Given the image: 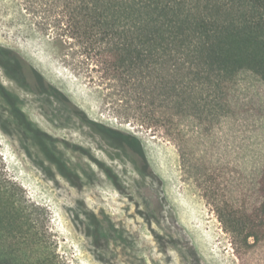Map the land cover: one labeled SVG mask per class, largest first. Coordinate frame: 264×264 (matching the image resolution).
Here are the masks:
<instances>
[{"label":"rangeland","instance_id":"rangeland-1","mask_svg":"<svg viewBox=\"0 0 264 264\" xmlns=\"http://www.w3.org/2000/svg\"><path fill=\"white\" fill-rule=\"evenodd\" d=\"M200 158L119 118L0 0V264H241Z\"/></svg>","mask_w":264,"mask_h":264},{"label":"trees","instance_id":"trees-1","mask_svg":"<svg viewBox=\"0 0 264 264\" xmlns=\"http://www.w3.org/2000/svg\"><path fill=\"white\" fill-rule=\"evenodd\" d=\"M13 2L119 118L210 158L199 188L241 264H264V0Z\"/></svg>","mask_w":264,"mask_h":264},{"label":"flooded vegetation","instance_id":"flooded-vegetation-1","mask_svg":"<svg viewBox=\"0 0 264 264\" xmlns=\"http://www.w3.org/2000/svg\"><path fill=\"white\" fill-rule=\"evenodd\" d=\"M141 158H143V156L140 155Z\"/></svg>","mask_w":264,"mask_h":264}]
</instances>
